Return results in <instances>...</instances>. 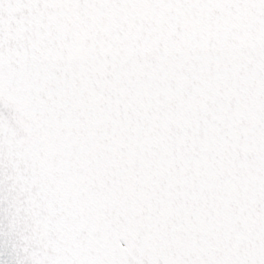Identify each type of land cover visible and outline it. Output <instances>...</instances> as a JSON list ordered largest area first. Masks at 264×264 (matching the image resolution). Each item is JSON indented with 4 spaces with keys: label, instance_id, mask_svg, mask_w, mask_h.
<instances>
[{
    "label": "snow or ice",
    "instance_id": "obj_1",
    "mask_svg": "<svg viewBox=\"0 0 264 264\" xmlns=\"http://www.w3.org/2000/svg\"><path fill=\"white\" fill-rule=\"evenodd\" d=\"M0 264H264V0H0Z\"/></svg>",
    "mask_w": 264,
    "mask_h": 264
}]
</instances>
